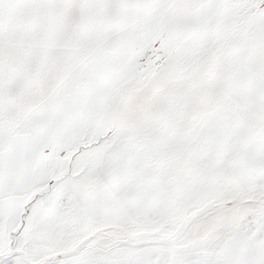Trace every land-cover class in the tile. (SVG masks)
Returning <instances> with one entry per match:
<instances>
[{
	"label": "snow or ice",
	"instance_id": "1",
	"mask_svg": "<svg viewBox=\"0 0 264 264\" xmlns=\"http://www.w3.org/2000/svg\"><path fill=\"white\" fill-rule=\"evenodd\" d=\"M0 264H264V0H0Z\"/></svg>",
	"mask_w": 264,
	"mask_h": 264
}]
</instances>
